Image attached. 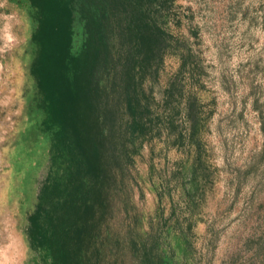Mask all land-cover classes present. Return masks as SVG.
Here are the masks:
<instances>
[{
	"label": "rangeland",
	"instance_id": "1",
	"mask_svg": "<svg viewBox=\"0 0 264 264\" xmlns=\"http://www.w3.org/2000/svg\"><path fill=\"white\" fill-rule=\"evenodd\" d=\"M167 20L179 44L143 84L152 128L118 168L103 138L100 263L264 264V0H173ZM37 21L0 0V264H40L24 238L48 163ZM82 36L74 20L72 51Z\"/></svg>",
	"mask_w": 264,
	"mask_h": 264
},
{
	"label": "trees",
	"instance_id": "2",
	"mask_svg": "<svg viewBox=\"0 0 264 264\" xmlns=\"http://www.w3.org/2000/svg\"><path fill=\"white\" fill-rule=\"evenodd\" d=\"M38 11V87L48 163L26 214L24 238L40 264H101L107 206L103 138L118 168L152 128L143 89L178 39L167 24L173 0H28ZM83 33L70 48L73 22ZM171 80L162 99L176 89ZM192 137L197 122L185 100Z\"/></svg>",
	"mask_w": 264,
	"mask_h": 264
}]
</instances>
